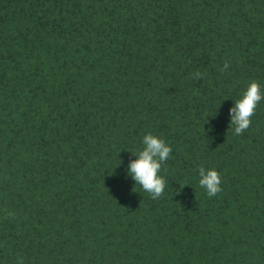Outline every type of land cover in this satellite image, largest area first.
I'll return each mask as SVG.
<instances>
[{"label": "trees", "instance_id": "obj_1", "mask_svg": "<svg viewBox=\"0 0 264 264\" xmlns=\"http://www.w3.org/2000/svg\"><path fill=\"white\" fill-rule=\"evenodd\" d=\"M253 81L264 0H0V264H264V100L230 130Z\"/></svg>", "mask_w": 264, "mask_h": 264}, {"label": "clouds", "instance_id": "obj_2", "mask_svg": "<svg viewBox=\"0 0 264 264\" xmlns=\"http://www.w3.org/2000/svg\"><path fill=\"white\" fill-rule=\"evenodd\" d=\"M229 67L226 61L221 72L226 71ZM199 77L200 73L197 72ZM264 100V88L253 81L249 84L242 98L236 100L235 107L231 109L230 130L236 135H242L248 130L252 123V117L260 102ZM235 126L234 129L232 126ZM143 149L135 156L137 159L132 161L128 168V175L139 185L143 191L147 192L153 200L161 198L167 187V181L160 175L163 165L170 158L172 148L164 139L153 134H147L142 140ZM199 185L204 188L209 198L217 196L223 191L221 187L222 179L215 169H205L199 167ZM183 187L181 186V190ZM179 193H177L178 195ZM19 264H23L22 260Z\"/></svg>", "mask_w": 264, "mask_h": 264}]
</instances>
